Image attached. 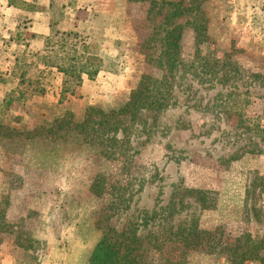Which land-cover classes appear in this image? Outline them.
<instances>
[{"label":"rangeland","instance_id":"374dc122","mask_svg":"<svg viewBox=\"0 0 264 264\" xmlns=\"http://www.w3.org/2000/svg\"><path fill=\"white\" fill-rule=\"evenodd\" d=\"M16 1L30 12L7 37L0 23V264H87L106 225L137 232V264L170 263L172 225L219 229L227 245L264 256V0H175L180 15L167 0H94L92 11L88 0H53L44 11L51 31L79 32L101 58L92 79L43 62L44 37L29 27L44 6ZM174 26L183 29L186 61L226 69L227 84L250 91L244 111L220 119L215 91L201 90L189 68L177 82V104L136 139L132 163L46 132L67 111L81 119L88 105H119L143 72L162 73L147 65L140 43L154 27ZM197 27H204V40ZM244 118L263 131H243ZM184 251L183 264H233L220 252Z\"/></svg>","mask_w":264,"mask_h":264},{"label":"trees","instance_id":"16d2710c","mask_svg":"<svg viewBox=\"0 0 264 264\" xmlns=\"http://www.w3.org/2000/svg\"><path fill=\"white\" fill-rule=\"evenodd\" d=\"M167 3L171 5V12L174 15L183 11L180 2L167 0ZM9 4L16 7L21 5L16 0H9ZM165 24L166 22L160 23V26ZM52 28L51 34L44 37V51L46 50L47 57L43 62L71 77L79 78L82 74H87L92 79L98 75L102 70L101 58L93 53L92 46L81 39L80 33ZM196 34L198 40H204L206 36L204 27H197ZM183 35L182 27H154L150 38L142 41L140 45L143 48L147 65L151 70L158 69L162 73L156 74L150 70L143 72L127 100L119 105L109 109L100 105H88L81 119H77L72 111H67L63 117L56 119L51 126L47 127L46 132L55 130L56 137L66 136L80 140L84 144L97 145L100 152H103V155L105 154L108 158L117 156L132 163L135 158L134 154L138 152L137 148L141 143L140 141L136 142V139L141 133L148 134L152 131L157 121V115L177 104L179 88L177 82L182 81L180 79L185 77L190 70L200 76V83H198L201 90L215 91L212 97V108L220 116V119L228 122L233 116L232 114L244 111L246 105L251 103V99L248 97L251 94L250 91H243L240 86L234 83L227 84L230 73L226 69L218 72L214 71L212 67L208 68L209 63L196 64L186 61L182 53ZM215 61L216 66L224 65L219 59ZM200 65H205L207 69L203 68L204 70L199 72ZM207 74H209V79L206 81ZM202 79L205 82H202ZM187 98L189 100V96ZM200 98L201 96H198V99ZM197 104L196 99L193 106ZM262 116H264V107ZM149 117H152L151 121L148 119ZM142 119L143 123H141ZM247 120L244 118L241 121L243 131L246 133L252 130L254 133L263 131L260 129L261 124L259 123L255 124L254 128L245 125ZM38 128L34 130H40ZM256 128L258 130H255ZM254 133L252 134L254 135ZM146 140L147 137L143 139V141ZM142 179L144 180V178ZM102 230V237L92 251L87 264L138 263L135 254L137 248L134 246L140 239L137 232L119 231L110 225L104 226ZM169 234L174 236L170 243L174 252L169 264H183L186 254L184 250L187 248L198 249L206 253L220 252L225 254L233 264H243L248 259H258L260 256L261 259H264V256L259 253L251 255L240 249V244L227 245L219 229L206 230L198 227L186 228L172 225ZM179 253L180 255H178Z\"/></svg>","mask_w":264,"mask_h":264},{"label":"crops","instance_id":"0c3cea01","mask_svg":"<svg viewBox=\"0 0 264 264\" xmlns=\"http://www.w3.org/2000/svg\"><path fill=\"white\" fill-rule=\"evenodd\" d=\"M79 2H82V0H76ZM41 2V4L44 6L43 9H39V10H35L34 13L35 14V22L33 24L32 27H29V30L36 34L37 37L38 36H43L45 37L46 35H48L51 32V27H49V21H47L45 19V12L46 10H49V8H51V5L53 6V0H41L39 1ZM71 9L73 10V6L70 7L68 5L67 9ZM95 8V2L94 0H88L87 3V10H93ZM30 11L26 10V9H21V8H16L13 5L9 4V0H0V15H2V19H0V23H3V26L5 24L6 27H1V28H5L6 33H4L1 29H0V33L3 32V36L7 37V35L9 36V32L8 29L10 28H14L12 27L13 25H16V22L18 24L17 18L20 16L25 15L26 13H28ZM11 15H13L14 17H12ZM11 16V17H9ZM38 46L41 45L40 41H34L33 44H35Z\"/></svg>","mask_w":264,"mask_h":264}]
</instances>
